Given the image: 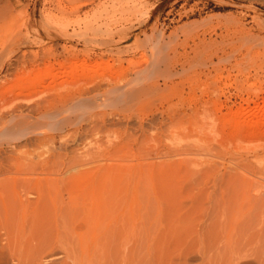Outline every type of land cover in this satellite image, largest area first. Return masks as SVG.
Segmentation results:
<instances>
[{
  "label": "rangeland",
  "instance_id": "obj_1",
  "mask_svg": "<svg viewBox=\"0 0 264 264\" xmlns=\"http://www.w3.org/2000/svg\"><path fill=\"white\" fill-rule=\"evenodd\" d=\"M235 179L264 182V0H0V209L39 180L138 210L26 263L264 264Z\"/></svg>",
  "mask_w": 264,
  "mask_h": 264
},
{
  "label": "bare ground",
  "instance_id": "obj_2",
  "mask_svg": "<svg viewBox=\"0 0 264 264\" xmlns=\"http://www.w3.org/2000/svg\"><path fill=\"white\" fill-rule=\"evenodd\" d=\"M207 112L208 110L201 109L197 113L196 122L201 123L204 121ZM70 181L72 180H68L66 183L68 186H70ZM260 181L235 179L230 183L233 184L232 186H237L238 188L235 189L242 191L245 196H257L258 198L260 194L264 193V182ZM24 182L28 184V181ZM54 185L56 183L48 184L44 181H33L32 188H30L31 192L28 191L29 193L25 196L18 195L14 197L15 207L6 206V201L2 204L0 209V237L4 240L5 258L7 260L8 258L9 261L15 259L17 264H28L25 261L28 259L29 252L39 250L45 242L49 241L57 243L56 246L52 245L53 248H57L58 242L62 240L63 232L71 234L76 242L87 244L98 232L104 233L111 231L113 228L121 227L127 219L133 224L137 219L136 211L138 210H133L134 208L131 213H128L130 214L129 218H127L128 214L126 215V213L120 211L121 209L114 212L111 207L112 198L104 197L100 191L92 192L91 195L88 194L82 201L71 198V205L63 206L61 200L56 197L57 195L50 196L49 193H46V187L50 188ZM68 192L70 191L68 190ZM260 203H264V201ZM40 254L42 256V253ZM1 257L4 258L3 255ZM46 258L48 260L50 257Z\"/></svg>",
  "mask_w": 264,
  "mask_h": 264
}]
</instances>
